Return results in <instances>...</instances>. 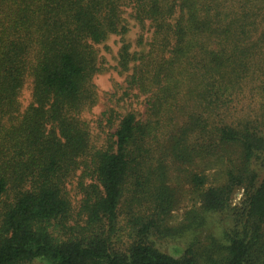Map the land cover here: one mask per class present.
<instances>
[{
    "label": "trees",
    "instance_id": "16d2710c",
    "mask_svg": "<svg viewBox=\"0 0 264 264\" xmlns=\"http://www.w3.org/2000/svg\"><path fill=\"white\" fill-rule=\"evenodd\" d=\"M127 8L146 109L105 110L98 146L82 114ZM171 162L200 197L176 224ZM0 264H264V0H0Z\"/></svg>",
    "mask_w": 264,
    "mask_h": 264
},
{
    "label": "rangeland",
    "instance_id": "374dc122",
    "mask_svg": "<svg viewBox=\"0 0 264 264\" xmlns=\"http://www.w3.org/2000/svg\"><path fill=\"white\" fill-rule=\"evenodd\" d=\"M125 17L129 23V31L125 35L112 34L108 39L98 46L99 56L102 62V70L94 76V82L98 89V102L91 108L83 112L82 117L88 121L93 140L96 145H101L106 138L107 132H112L105 122L101 123L102 113L114 108L121 114L132 109L143 114L146 109V96L136 89H130L128 84V75L131 71H122L119 65V52L124 44H130V51H141L144 48L139 44V40L143 38V31L137 23L131 18L130 9L127 8ZM144 39H150V33L144 34ZM31 99L30 85L23 91L22 103L26 106ZM171 178L168 186L174 194L175 207L171 213V223H179L184 219L185 212L193 207L200 206V197L196 193L191 184H189L180 172L177 166L171 162ZM77 179H74L69 188H71V196L73 203L78 204L80 195L76 192L75 186ZM242 191H238L234 195V204H238L242 198ZM208 232L207 228L199 230L200 237H204Z\"/></svg>",
    "mask_w": 264,
    "mask_h": 264
}]
</instances>
